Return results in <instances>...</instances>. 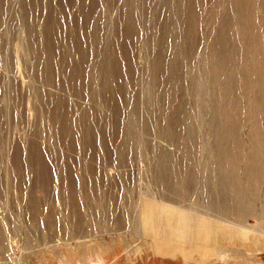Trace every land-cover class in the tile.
Masks as SVG:
<instances>
[{
  "label": "rangeland",
  "instance_id": "374dc122",
  "mask_svg": "<svg viewBox=\"0 0 264 264\" xmlns=\"http://www.w3.org/2000/svg\"><path fill=\"white\" fill-rule=\"evenodd\" d=\"M262 208L264 0H0V264H264Z\"/></svg>",
  "mask_w": 264,
  "mask_h": 264
},
{
  "label": "bare ground",
  "instance_id": "6f19581e",
  "mask_svg": "<svg viewBox=\"0 0 264 264\" xmlns=\"http://www.w3.org/2000/svg\"><path fill=\"white\" fill-rule=\"evenodd\" d=\"M262 209L264 212V208H262ZM169 210L170 209L168 208L167 211H169ZM168 215L169 214H167V216ZM144 220L147 223L148 227L152 230V233L155 232V234L158 237L157 239H161L160 241H157L158 244L156 246V248L161 253H164L166 255H172V256H176V255L181 256L182 255L181 256L182 258L184 257L185 259H198L199 262L212 261L215 257L222 256V254H223L222 250H216L217 248H215V244H211V246H209L208 244H206V242H204V240L202 239L206 235V234L204 235V233H205L204 229H202V231H200L199 229L193 227V231L190 234V232H188L189 227H187V226H186L187 228L186 227L184 228L185 232H183V230L180 231V229H178V226H173V228H174L173 231L172 230H171V232L169 231L170 234H172V236H170V235L166 236L165 231L162 232L161 228L154 229L152 227V224H151L152 223V216L150 215L149 212L144 213ZM178 225H179V223H178ZM184 225H185V223H184ZM160 229H161V231H158ZM190 229H192V227ZM158 232H162V233H158ZM193 236H194V238H193ZM206 237H207V235H206ZM192 238L194 239V241ZM157 239H155V240H157ZM152 243H155V242H152ZM193 244H197L195 246L197 248L195 253H194L193 249L191 250V248L194 247V246H192ZM249 250L251 251L252 249H249Z\"/></svg>",
  "mask_w": 264,
  "mask_h": 264
}]
</instances>
